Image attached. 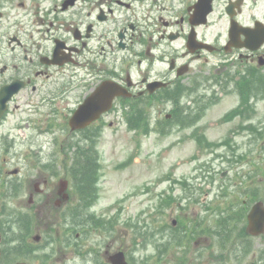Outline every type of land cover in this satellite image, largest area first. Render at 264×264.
<instances>
[{
    "label": "flooded vegetation",
    "instance_id": "af4514ba",
    "mask_svg": "<svg viewBox=\"0 0 264 264\" xmlns=\"http://www.w3.org/2000/svg\"><path fill=\"white\" fill-rule=\"evenodd\" d=\"M260 6L261 0H0V151L20 152L28 141L25 152L40 158L54 119L68 129L66 148L78 137L83 148L96 149L101 135L107 137L105 123L118 113L133 114L142 106V116L157 121L164 106L181 95L182 84L195 78L200 83L194 90L207 85L215 56L224 58L220 69L236 77L243 69L260 71L264 44L251 51L228 40L230 23L253 27L262 21L254 14ZM221 24L224 43L216 45L220 33L215 35L213 27ZM115 91L120 96L111 99ZM92 97L109 109L84 129L71 131L69 119ZM22 129L35 138L17 142ZM8 164L0 163V198L10 188L6 176H16L17 209L11 222L0 208V264H57L58 247L49 245L50 218L80 195L70 196L67 178L55 184L53 161H22L15 173ZM7 230L16 232L11 241ZM239 232L244 245H261V238L249 236L246 226ZM69 246L76 252L82 244L63 248ZM244 252L227 248V264H236ZM257 253L254 249L250 263L264 264V253Z\"/></svg>",
    "mask_w": 264,
    "mask_h": 264
},
{
    "label": "rangeland",
    "instance_id": "374dc122",
    "mask_svg": "<svg viewBox=\"0 0 264 264\" xmlns=\"http://www.w3.org/2000/svg\"><path fill=\"white\" fill-rule=\"evenodd\" d=\"M261 7L264 14V0ZM214 29L217 30L218 27ZM225 71L214 78V82L207 84V88L191 91L192 95L187 97L186 105L194 103L193 107H197L190 119L206 104L205 114L194 128L173 127L172 130L169 128L165 131L171 130L170 132L160 135L153 129L146 133L147 123L144 122H136L139 126L144 125V128L132 130L124 119L117 117L110 122L112 134L107 132V137L102 139V145L97 150L89 148L76 154L51 147V138L53 142L54 136H57L59 146L66 136L63 123L54 121V135L48 134V142L42 153H39L40 158L36 159L32 154L35 161L55 162L53 173L56 185L58 180L64 179L58 167L61 162L76 163L74 171L77 176L84 166L89 179L87 183L91 184L96 193L89 202L92 204L86 207L80 217L84 220L86 215H91L84 220L87 231L82 235L81 227L72 228L75 229L74 236L76 232L80 233L78 239L84 245L80 255L71 246L63 248V245H77L71 244L66 236L68 220L65 217L70 218L72 204L68 205L65 213V208H54L59 214L50 218L52 229L49 245H55L59 249L54 254L57 264H108L105 252L119 250L127 253L132 264L228 263V253H220L217 238L210 230L219 216L216 205L222 208L232 198L239 202L243 198V193L238 194L239 187H246L245 182H251L255 178L264 181V128L256 134H247L239 129L243 117L231 111L243 100L250 110L247 113L250 121H264V90H244L241 96L234 84L225 83L234 74L233 71ZM206 92L209 96L213 95V104H207L204 96ZM202 96L204 100L201 99ZM181 99L185 97H181L178 104ZM227 114L232 115L227 117ZM191 124L195 122L192 121ZM157 125L155 128L158 129L167 126H160L159 122ZM150 126H154L153 122L149 123ZM22 133L24 135L19 137L21 141L35 138V133L31 130ZM197 137L204 139L207 145L197 143ZM27 148L28 141L21 145L20 155L10 160L8 156L3 160L0 151V163H9L7 169L15 166L22 169L20 162L33 160L31 154L25 152ZM227 167L243 171L244 177L236 179V172L228 169L231 180H223ZM256 167L259 170L253 169ZM69 169L72 170V167ZM24 171L29 173L30 169L25 165ZM43 175L40 173L39 176ZM6 180L12 181L0 202L5 221L12 220L17 209L15 197L11 198L15 193L16 179L6 176ZM181 181L185 184L181 185ZM234 181L242 183L235 187ZM262 186L264 188V183ZM168 196L175 197L176 201L165 206L163 202ZM210 207H215L213 212ZM176 217L178 223L173 228H176L175 233L183 236L184 242L171 246L167 245L168 236L162 229L170 226ZM6 232L9 241L16 236V232ZM159 245L165 246L161 259L156 257ZM260 246L264 247V244ZM84 252L85 256H82ZM249 259H252L251 253L247 260Z\"/></svg>",
    "mask_w": 264,
    "mask_h": 264
},
{
    "label": "water",
    "instance_id": "95a60500",
    "mask_svg": "<svg viewBox=\"0 0 264 264\" xmlns=\"http://www.w3.org/2000/svg\"><path fill=\"white\" fill-rule=\"evenodd\" d=\"M89 118L90 116L88 114L83 118L82 113L78 112L70 121V125L72 126L73 129L82 128L90 122ZM91 118H94V117H91ZM257 208H258L257 206L253 208V211H252L253 216L256 214L258 210ZM109 261L111 262V264H127L125 261L124 254L122 252H118L110 256Z\"/></svg>",
    "mask_w": 264,
    "mask_h": 264
},
{
    "label": "trees",
    "instance_id": "16d2710c",
    "mask_svg": "<svg viewBox=\"0 0 264 264\" xmlns=\"http://www.w3.org/2000/svg\"><path fill=\"white\" fill-rule=\"evenodd\" d=\"M78 153H80V152H78ZM75 178L80 184L82 183L84 185H88L87 182L89 179L87 178V172H86V168L84 166L80 170L79 176H77L75 173ZM219 221H221V220H219ZM222 228H223V224L221 222L218 223L217 227H214L215 230L222 229Z\"/></svg>",
    "mask_w": 264,
    "mask_h": 264
}]
</instances>
